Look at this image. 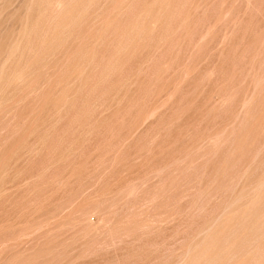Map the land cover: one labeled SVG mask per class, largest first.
Here are the masks:
<instances>
[{
	"label": "rangeland",
	"instance_id": "obj_1",
	"mask_svg": "<svg viewBox=\"0 0 264 264\" xmlns=\"http://www.w3.org/2000/svg\"><path fill=\"white\" fill-rule=\"evenodd\" d=\"M96 1L0 0V264H184L264 177V0Z\"/></svg>",
	"mask_w": 264,
	"mask_h": 264
},
{
	"label": "bare ground",
	"instance_id": "obj_2",
	"mask_svg": "<svg viewBox=\"0 0 264 264\" xmlns=\"http://www.w3.org/2000/svg\"><path fill=\"white\" fill-rule=\"evenodd\" d=\"M95 1L96 0H44V2L47 3V5L46 3L44 4L46 5L45 12H47L48 9L53 21L51 19V23H49L46 28L39 29L41 31V38L39 40L36 41V38H33L35 40L31 41V37L29 42H34L33 49L34 47H39L40 49L44 47L45 50H47L46 47L50 48V43H54L55 39H58L59 41L58 34L64 31L63 28L66 29L71 23L73 24L74 17L76 19V12L81 11L82 9L80 8L82 6L85 9L87 8L86 6L89 7L92 3L94 5ZM124 1L126 0H118L117 5L119 6L121 3L123 4ZM104 2L106 3V1H102V8L107 4ZM97 6L100 8L99 5ZM91 9L93 8L90 7V10ZM95 9H97V7ZM145 10H147L146 7ZM79 14L81 13L79 12ZM79 17L82 18V15ZM45 18L47 17L45 16ZM48 18L47 21L50 20V18ZM54 21L56 22L54 23ZM74 22H76V20ZM61 29L63 30L62 32ZM11 43L9 45H11ZM15 44L13 43L12 47L17 46V44ZM31 45L29 43L28 46ZM44 49H42L43 52ZM37 57H39V55ZM3 66V64L0 66L1 72L3 71ZM17 72L15 71V73L8 76H11L10 79L12 78L9 83L18 82L17 78L20 76L19 74L21 71L17 70ZM21 75L25 74L21 73ZM253 189V196L248 194L249 197L243 195L247 196L243 203L239 202L243 197L240 198L239 196L238 199H235L234 195V200L232 199L234 202L230 205V208L212 222L203 235L195 241V243L189 246L184 264H264V177L257 180Z\"/></svg>",
	"mask_w": 264,
	"mask_h": 264
}]
</instances>
